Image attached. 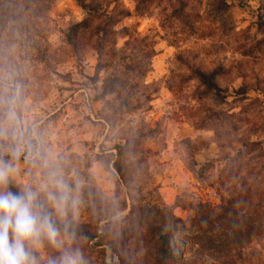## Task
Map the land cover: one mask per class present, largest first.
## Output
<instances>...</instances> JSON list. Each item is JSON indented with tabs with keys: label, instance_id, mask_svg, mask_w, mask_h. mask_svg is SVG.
<instances>
[{
	"label": "rangeland",
	"instance_id": "obj_1",
	"mask_svg": "<svg viewBox=\"0 0 264 264\" xmlns=\"http://www.w3.org/2000/svg\"><path fill=\"white\" fill-rule=\"evenodd\" d=\"M83 1L95 11L82 0H0V161L16 167L8 189L10 183L30 187L56 223L78 229L57 224L63 247L78 248L86 264H154L141 256L153 245L149 231L138 244L118 238L116 231L129 225L130 192L99 158L115 152L107 149L118 131L158 127L146 139L144 169L135 181L146 187L141 203L175 205L189 225L190 201L217 205L224 197L253 224L252 239L264 235V0H185L179 13H173L174 0H104L109 9L118 3L130 13L117 16L109 30H137L155 40L156 49L144 77L151 99L124 113L114 129L99 118L104 102L97 98L112 69L97 72L95 27L109 20L97 8L101 0ZM126 32H111L106 40L122 46ZM189 67L212 75L218 88L206 91ZM21 127H31L39 143L30 158L22 155ZM50 195L67 197L63 216ZM82 227L96 237L89 239ZM248 245L234 264L264 261V249ZM60 252L44 241L34 254L47 264Z\"/></svg>",
	"mask_w": 264,
	"mask_h": 264
},
{
	"label": "trees",
	"instance_id": "obj_2",
	"mask_svg": "<svg viewBox=\"0 0 264 264\" xmlns=\"http://www.w3.org/2000/svg\"><path fill=\"white\" fill-rule=\"evenodd\" d=\"M137 1L144 3L148 0ZM176 1L177 3L175 0L172 1L173 13L183 11L186 5L185 0ZM105 2L101 0L97 7L104 8L103 11L109 20V22H100L95 27V33L98 34L97 49L99 54L97 72L107 67H111L112 72L101 84L102 92L97 98L104 102V106L99 112V118L104 120L111 129H114L124 118V113L141 108L151 99L150 83L145 82L144 77L152 70V57L156 54V49L154 47L155 40L147 35L139 34L137 30L132 33L128 32L126 26L119 30H109L110 25L112 27L118 23L117 16L130 13L118 3L109 9L110 5H105ZM82 5L88 7L89 11H95L91 3L82 0ZM124 31H127L125 34L128 35V38L124 40L122 46H117V41L110 44L106 40V36L111 32L120 34ZM179 56L181 61L188 65V61L182 55ZM190 70L191 75H194L201 84L206 86V91L218 88L212 75L198 67H192ZM134 89L136 90L133 91ZM115 93L113 98H106L108 94ZM114 101L118 103L114 107L110 106V111H107L105 105H112ZM121 131L116 133L112 147L107 149H115V152L108 151L106 156L110 157L101 156L99 160L105 166L115 169L130 192V211L125 220L129 225L116 231L118 238L134 239L138 244L139 240L146 238V231L153 234V245L148 247L150 251L141 253L142 258L150 256L154 264H168L169 261L176 259L182 264H234L242 260L243 251L249 247V243H257L264 249V235H257L253 239L248 235L249 230H252L254 226L245 221L239 206L233 200L223 197L221 203L217 205L202 201H190L189 209L194 214L189 217V225L182 217L175 214V205L155 201L141 203L142 197L138 195L143 194L144 198L146 187L140 188V185H137L135 181L139 180L142 169H144L141 166L146 158V154H144L147 150L145 148L146 139L150 135L158 133V127ZM32 133L31 127H21L18 135L19 140L25 143L26 150L22 155L26 158H30L36 153L39 144ZM186 142L190 143V141ZM188 146L196 149L191 144ZM136 156H139V159H132ZM147 167H149L148 164L145 168ZM201 169L203 170V166L193 170L198 173ZM89 187L91 186H86L85 189H89ZM10 188L13 192L19 191L11 183ZM91 188L96 187L92 186ZM153 189L157 191V186ZM103 203L106 205L105 198H103ZM176 205L181 204L176 203ZM181 206L186 207V204L183 203ZM107 208L108 206L104 209ZM58 222L59 227L68 232L78 230L71 229L66 222ZM129 233H133L134 236L126 237V234ZM82 234L87 235L89 239L96 237L83 227ZM109 246L115 247L113 244ZM189 248L192 250L187 254ZM192 260H195V263H192ZM261 264H264V261Z\"/></svg>",
	"mask_w": 264,
	"mask_h": 264
},
{
	"label": "clouds",
	"instance_id": "obj_3",
	"mask_svg": "<svg viewBox=\"0 0 264 264\" xmlns=\"http://www.w3.org/2000/svg\"><path fill=\"white\" fill-rule=\"evenodd\" d=\"M16 167L11 161H0V264H40L35 250L47 241L61 249L60 255L47 264H86L78 248H64L61 230L39 202L37 191L23 187L8 189ZM58 216H63L67 197L49 196ZM65 235H68L65 232Z\"/></svg>",
	"mask_w": 264,
	"mask_h": 264
}]
</instances>
